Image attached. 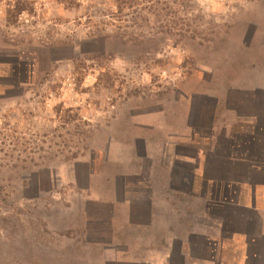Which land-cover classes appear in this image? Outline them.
<instances>
[{"label":"rangeland","instance_id":"obj_1","mask_svg":"<svg viewBox=\"0 0 264 264\" xmlns=\"http://www.w3.org/2000/svg\"><path fill=\"white\" fill-rule=\"evenodd\" d=\"M260 90L264 0H0V264H103L86 207L142 155L132 115Z\"/></svg>","mask_w":264,"mask_h":264},{"label":"crops","instance_id":"obj_2","mask_svg":"<svg viewBox=\"0 0 264 264\" xmlns=\"http://www.w3.org/2000/svg\"><path fill=\"white\" fill-rule=\"evenodd\" d=\"M263 91L246 109L194 92L174 131L163 109L132 115L142 155L120 170L111 159L105 196L86 207L103 264H264Z\"/></svg>","mask_w":264,"mask_h":264}]
</instances>
